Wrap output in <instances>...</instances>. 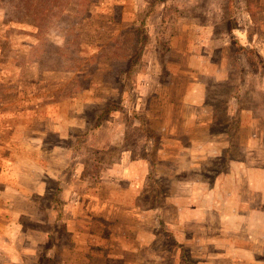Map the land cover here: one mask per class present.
Instances as JSON below:
<instances>
[{"label":"rangeland","instance_id":"rangeland-1","mask_svg":"<svg viewBox=\"0 0 264 264\" xmlns=\"http://www.w3.org/2000/svg\"><path fill=\"white\" fill-rule=\"evenodd\" d=\"M247 263L264 0H0V264Z\"/></svg>","mask_w":264,"mask_h":264},{"label":"crops","instance_id":"crops-1","mask_svg":"<svg viewBox=\"0 0 264 264\" xmlns=\"http://www.w3.org/2000/svg\"><path fill=\"white\" fill-rule=\"evenodd\" d=\"M251 262H253V261H249V263H251ZM249 263H247V264H249ZM256 264V263H255Z\"/></svg>","mask_w":264,"mask_h":264}]
</instances>
